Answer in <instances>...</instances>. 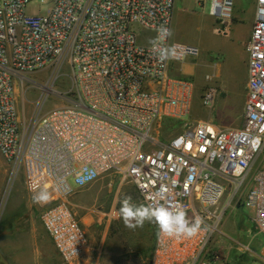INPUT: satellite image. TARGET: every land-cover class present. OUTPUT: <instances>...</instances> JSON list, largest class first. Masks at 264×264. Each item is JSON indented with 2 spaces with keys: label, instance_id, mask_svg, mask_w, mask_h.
I'll use <instances>...</instances> for the list:
<instances>
[{
  "label": "built area",
  "instance_id": "obj_1",
  "mask_svg": "<svg viewBox=\"0 0 264 264\" xmlns=\"http://www.w3.org/2000/svg\"><path fill=\"white\" fill-rule=\"evenodd\" d=\"M174 3L0 0V153L23 167L32 201L41 190L50 194L46 203L33 202L65 264H80L87 247L70 197L111 170L135 184L144 204H180L190 219L203 220L191 238L156 233L151 264H216L208 246L222 234L236 199L264 237V0L255 2L240 127L190 120L194 82L174 73L198 56L197 47L170 37L165 43L176 45L177 59L160 62L150 51L156 29H171ZM30 5L35 12H28ZM234 5L211 0L209 15L226 23ZM63 64L73 80L67 103L41 116L26 135L16 82ZM219 94L218 86L207 87L201 106H212ZM164 121L182 129L161 141Z\"/></svg>",
  "mask_w": 264,
  "mask_h": 264
},
{
  "label": "rangeland",
  "instance_id": "obj_2",
  "mask_svg": "<svg viewBox=\"0 0 264 264\" xmlns=\"http://www.w3.org/2000/svg\"><path fill=\"white\" fill-rule=\"evenodd\" d=\"M210 3L211 0H175L172 38L197 47L199 54L188 59L182 65L183 71L174 75L194 82L190 120L212 119L242 126L255 0H235L233 16L226 23L209 15ZM36 8L30 5L28 12ZM237 23L241 30L238 37L232 28ZM72 82L71 70L65 64L26 74L16 82L14 97L26 135L41 116L67 103L65 97L72 93ZM211 85L218 86L220 98L227 99L221 107L216 102L210 107L201 106L200 94ZM165 123L160 125L161 141L182 129L179 122ZM126 195L144 204L135 184L119 171L111 170L70 197L88 230L86 252L90 260H80V264H91L98 249L101 259L109 261L107 264H151L157 227L147 222L135 229L124 225L118 209ZM236 201L222 220V234H216L209 244V253L216 264H264V237L256 234L250 211ZM41 211L27 194L23 167H14L0 153V264H65L43 227Z\"/></svg>",
  "mask_w": 264,
  "mask_h": 264
},
{
  "label": "clouds",
  "instance_id": "obj_3",
  "mask_svg": "<svg viewBox=\"0 0 264 264\" xmlns=\"http://www.w3.org/2000/svg\"><path fill=\"white\" fill-rule=\"evenodd\" d=\"M157 36L148 39L150 51L160 62L177 59L176 45L168 46L167 41L173 35L172 29L162 24L157 29ZM50 199L47 190H41L33 195L35 203H46ZM119 215L124 225L135 229L143 227L145 223L154 224L158 237L191 238L199 233L203 220L199 217L194 220L187 216L185 208L165 203H136L131 196H124L120 201Z\"/></svg>",
  "mask_w": 264,
  "mask_h": 264
},
{
  "label": "crops",
  "instance_id": "obj_4",
  "mask_svg": "<svg viewBox=\"0 0 264 264\" xmlns=\"http://www.w3.org/2000/svg\"><path fill=\"white\" fill-rule=\"evenodd\" d=\"M255 2H256V0H255ZM251 12V11H250ZM251 16V15H250ZM250 16H249V18H248V21H250ZM238 25H239V23H237V24H233V26H232V28H233V30H234V35H237V37L238 36H240V32H241V30L239 31V29H238ZM216 106L217 107H221L222 105H224L226 102H227V99H222V98H220V96L219 97H217V99H216ZM245 102V101H244ZM244 106V105H243ZM224 112H225V110H224ZM202 120V119H201ZM204 121H210V122H212V123H214V124H216V125H218V126H221V127H240V126H232V125H228V124H224V123H222L223 121H221V122H214V121H212V119H208V120H204ZM81 221H82V224H83V227H84V230H85V232H86V236H87V226H86V223L84 224V222H83V218H81ZM156 233H157V229H156ZM257 234V233H256ZM55 247V246H54ZM87 248H89V246L87 247ZM86 248V249H87ZM86 249H85V251H84V254H83V257H82V261H83V263H85V262H88L89 260H90V253H88V252H86ZM97 254V258H96V260H99L102 264H107L106 262H109V261H106V258L105 259H101V254H100V249H98V252L96 253ZM60 257V256H59ZM105 261V262H104Z\"/></svg>",
  "mask_w": 264,
  "mask_h": 264
}]
</instances>
